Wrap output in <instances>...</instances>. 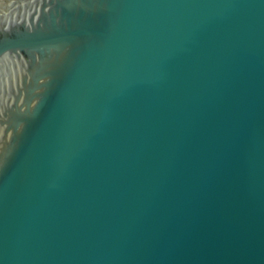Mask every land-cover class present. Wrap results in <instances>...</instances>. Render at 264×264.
I'll return each instance as SVG.
<instances>
[{"label": "water", "instance_id": "obj_1", "mask_svg": "<svg viewBox=\"0 0 264 264\" xmlns=\"http://www.w3.org/2000/svg\"><path fill=\"white\" fill-rule=\"evenodd\" d=\"M0 264H264V0H0Z\"/></svg>", "mask_w": 264, "mask_h": 264}]
</instances>
